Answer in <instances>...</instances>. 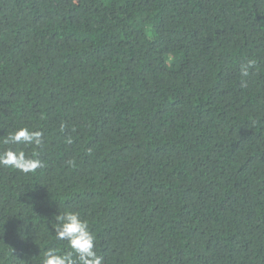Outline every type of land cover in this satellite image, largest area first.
Here are the masks:
<instances>
[{
  "label": "trees",
  "instance_id": "trees-1",
  "mask_svg": "<svg viewBox=\"0 0 264 264\" xmlns=\"http://www.w3.org/2000/svg\"><path fill=\"white\" fill-rule=\"evenodd\" d=\"M8 147L45 166L0 165V264L67 251L66 209L103 264H264V0H0Z\"/></svg>",
  "mask_w": 264,
  "mask_h": 264
},
{
  "label": "clouds",
  "instance_id": "clouds-1",
  "mask_svg": "<svg viewBox=\"0 0 264 264\" xmlns=\"http://www.w3.org/2000/svg\"><path fill=\"white\" fill-rule=\"evenodd\" d=\"M257 68L255 58L248 59L240 65L241 77H249ZM246 81L242 80V86ZM61 125V130H63ZM4 145H31L34 149L43 146V132L27 126H21L7 134ZM0 165L16 169L24 174L35 173L45 166L39 158L38 151L31 155L19 148L8 147L0 151ZM54 232L59 241H67L68 250L49 248L43 256L42 264H103V257L95 250L96 235L91 231L89 222L79 211L65 210L55 216Z\"/></svg>",
  "mask_w": 264,
  "mask_h": 264
}]
</instances>
